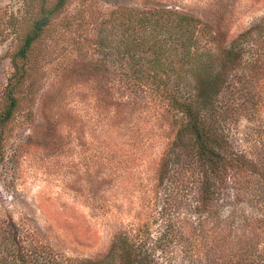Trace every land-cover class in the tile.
I'll return each mask as SVG.
<instances>
[{
  "label": "rangeland",
  "instance_id": "rangeland-1",
  "mask_svg": "<svg viewBox=\"0 0 264 264\" xmlns=\"http://www.w3.org/2000/svg\"><path fill=\"white\" fill-rule=\"evenodd\" d=\"M41 1L0 0V105ZM158 7L192 27L143 13ZM237 44L252 53L226 63ZM189 52L224 74L219 100L236 111L222 127L258 170H228L210 206L188 186L199 174L191 152L170 147L182 116L165 89L192 91ZM29 62L0 127V264H42L46 248L59 261L116 264L123 234L134 246L162 241L159 264H264V194L253 197L264 189V0H70ZM140 70L160 78L144 86ZM244 85L254 100L239 96Z\"/></svg>",
  "mask_w": 264,
  "mask_h": 264
},
{
  "label": "trees",
  "instance_id": "trees-1",
  "mask_svg": "<svg viewBox=\"0 0 264 264\" xmlns=\"http://www.w3.org/2000/svg\"><path fill=\"white\" fill-rule=\"evenodd\" d=\"M70 0H42L39 8L37 9L36 19L32 20L27 28L28 31L24 33L22 43L18 47L17 52L12 57L14 66L13 75L8 80L3 92L2 103L0 105V127L4 128L12 120L14 113L17 111L20 101V89L27 84L28 73H30L31 55L36 49L48 28L51 27L54 18L60 13L69 3ZM143 13L150 15H169L175 17V24L180 28V24H185L187 27H192L194 19L184 15H180L176 11L169 9L156 8L155 11L148 10ZM174 21V20H173ZM182 29V28H181ZM180 29V30H181ZM182 39L187 41L197 40L195 33L188 30H182ZM190 36H189V35ZM241 43V42H240ZM252 47L246 50V47L237 44L232 46L227 52V62L230 64H242L244 62L245 54H250ZM112 54V53H111ZM207 55V54H206ZM203 55L204 60L196 64L201 56H192L190 52L184 56L188 58L190 65L189 74L193 78L194 87L192 91L190 88H185L180 82H176L172 89H165L166 97L169 99V106L172 111H177L182 118L179 119L178 130L172 149L182 150L186 148L188 153L192 154V165L199 169L197 178L192 179L188 186L190 189H197L204 205L210 206L216 201L220 195V188L225 184V174L230 169L239 171L250 170L252 174L258 172L257 166L252 162L250 163L247 157L233 149L228 135L225 133L222 123L227 122L228 116L233 112V107L226 100H219V94L224 82V74L220 70L209 68V61ZM200 57V58H196ZM196 62L193 63L192 60ZM251 63V62H250ZM145 75V76H143ZM148 75L147 72L140 70L136 76L143 81ZM159 77V76H158ZM157 76L146 78V83L141 82L142 85H148L147 81L150 79L151 85L155 84ZM160 78V77H159ZM158 78V79H159ZM163 82V81H162ZM159 90L163 87L162 84H157ZM247 87V85H244ZM241 98L251 101L254 100V95L250 88H241L239 91ZM240 100V99H239ZM234 103V100H231ZM187 139V140H186ZM186 150V151H187ZM250 163V164H249ZM170 189V193L174 191ZM196 186V187H195ZM187 187L183 186L185 190ZM264 194L263 187L259 186L258 193L253 194V197L258 198ZM124 235L125 254L122 261L116 264H159L152 258V251L160 247L162 241L155 242L154 249L149 247L148 240L140 239L138 245H133L128 235ZM146 236V233H145ZM144 236V238H145ZM117 237V241H118ZM134 239V238H132ZM131 239V240H132ZM118 242L114 243L112 250H116ZM136 251V253H134ZM59 257V256H58ZM61 260H57L54 251L46 248L42 264H114L108 259H88L82 261H75L69 257L61 256Z\"/></svg>",
  "mask_w": 264,
  "mask_h": 264
}]
</instances>
